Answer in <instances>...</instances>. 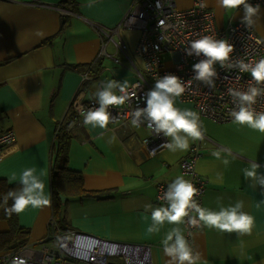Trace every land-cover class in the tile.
<instances>
[{"label": "crops", "instance_id": "crops-1", "mask_svg": "<svg viewBox=\"0 0 264 264\" xmlns=\"http://www.w3.org/2000/svg\"><path fill=\"white\" fill-rule=\"evenodd\" d=\"M193 0H174L177 9H186ZM0 0V131L10 130L15 140L0 152V181L7 185L15 174L35 168L43 171L45 192L50 205L29 206L17 214L18 224L27 242L41 239L50 220L59 228H71L99 239L149 247L151 264H168L161 241L176 225L165 223L159 233H148L151 212L145 205L161 206L160 190L181 175L179 162L190 156L197 146L195 168L207 180L202 207L218 211L244 201V211L254 218L250 235L220 232L194 227L189 240L201 255L200 264H264V189L252 187L243 169L256 161L264 173V133L229 120L216 123L200 116L206 134L203 141L189 140L187 152L167 148L148 156L141 139L149 135L130 122L111 123L108 128L85 125L72 107L76 97L85 102L95 97L100 82L116 80L128 85L136 78L130 61L115 45L107 42L105 50L115 53L122 64L103 55L97 56L101 36L93 24L115 26L131 0ZM214 12L215 23L223 27L228 21L242 19L243 10H225L217 0H204ZM255 29L264 40V7ZM119 34L127 54L137 70L144 63L135 54L139 40L135 30ZM114 38L118 39L117 36ZM106 37L104 36V40ZM165 66L171 67L167 57ZM88 73V78L83 74ZM155 84V83H154ZM153 84V85H154ZM118 94V90H117ZM176 107L196 111L193 104L178 97ZM197 112V111H196ZM61 125L67 126V166L81 176L82 189L98 194L61 193L55 201L51 190V145ZM115 137L110 143L109 141ZM170 140V138H168ZM229 149L232 155L221 151ZM230 163L225 166L222 160ZM186 179V176H183ZM63 196V198H62ZM221 199L218 200L217 198ZM260 204L257 207V204ZM185 229L184 224L179 225ZM0 219V235L8 231ZM5 248V247H4ZM0 245V255L7 249Z\"/></svg>", "mask_w": 264, "mask_h": 264}, {"label": "built area", "instance_id": "built-area-1", "mask_svg": "<svg viewBox=\"0 0 264 264\" xmlns=\"http://www.w3.org/2000/svg\"><path fill=\"white\" fill-rule=\"evenodd\" d=\"M248 2L253 6L260 4L264 7V0H248ZM213 17V10L205 6L204 0H193L189 8L182 10L175 7L174 0H131L129 7L115 26L104 28L99 24H93L101 36V46L97 56L103 55L117 64H122L120 56L105 50L106 43L111 42L115 45L116 51H120L121 55L130 61L136 75L127 89L130 95L133 93L134 95L124 105L110 107L112 116L119 122L131 123V113L137 108L146 107L144 97L159 77L173 74L185 82L191 79L195 75L193 64L204 57H197L195 54L188 56L185 48L191 41L200 39L204 35L227 39L234 46L229 62L242 60L254 64L264 58V40L258 35L255 25L246 28L240 19L228 21L226 26L218 27ZM122 29L139 32L135 54L143 60V71L137 70L129 58L126 45L119 34ZM167 57L171 67L165 66ZM215 68L218 77H213L214 87L193 79L191 87L186 88L185 93L178 98L192 103L200 116L216 123H226L232 120L230 113L235 107L228 89L247 91L250 85H256L249 72L241 73L237 67L222 68L217 63ZM83 78H88V73H84ZM102 83H99L98 89ZM259 87H264V84ZM98 106L95 97L85 102L75 97L72 101L73 109L83 119L82 113ZM253 108L257 112H264V95L256 98ZM146 124L147 121L142 118L141 125L147 128ZM148 131L149 135L141 139V145L148 156H155L166 149L161 145L169 139L163 137L162 133L155 136L149 129ZM14 140L12 131H0V152ZM197 150V146L191 147L190 156L181 159L179 167L181 175L186 176V180L200 190L196 199L202 206L207 180L201 177L195 168ZM167 186L165 185V189H161L159 193L161 206L165 205L162 197ZM184 227V234L190 240L194 227L188 224H184ZM119 257L125 264H151L148 246L99 239L71 228H59L54 220H50L48 231L41 239L5 250L0 255V264H117L111 259Z\"/></svg>", "mask_w": 264, "mask_h": 264}, {"label": "clouds", "instance_id": "clouds-1", "mask_svg": "<svg viewBox=\"0 0 264 264\" xmlns=\"http://www.w3.org/2000/svg\"><path fill=\"white\" fill-rule=\"evenodd\" d=\"M94 3L95 0H89L88 7ZM217 4L225 10H238L242 7L244 15L241 23L246 28L253 26L259 19L260 4L253 6L248 0H217ZM185 52L188 56L195 54L197 57H204L193 64L192 69L195 75L186 82L173 74H166L156 79L153 88L148 90L144 97L146 107L137 108L131 113V125L139 129L143 118L147 121L146 127L155 136L162 133L163 137L170 138L161 147L172 152H187L190 147L189 140L203 141L206 129L202 126L199 113L192 110H181L176 107L175 101L177 97L185 93L186 88L191 87L193 79L203 82L206 86L214 87L213 77H218L215 65L219 63L222 68L237 67L241 73L251 74L256 86L250 85L247 91L228 89V94L235 105L230 116L233 123L264 133V112H257L253 108L256 98L264 95V87H259L264 84V58L254 64L245 63L242 60H236L235 63L229 62L234 46L227 39H217L209 35L191 41L185 48ZM127 89V81L123 83L116 80L103 82L95 93L99 106L82 113L84 124L106 130L109 124L119 123L116 117L112 116L109 108L120 107L132 98L134 93L130 95ZM114 139L115 137H112L109 142L111 143ZM221 151L232 155L229 149L215 151L212 155L221 159ZM222 163L227 166L230 161L224 158ZM260 168L261 165L253 161L243 169V174L245 180L251 181L252 187L258 186L264 189V173L258 171ZM44 175L43 171L37 175L35 168H27L19 176L13 174L10 177L9 182H18L20 187L18 190H10L3 197L4 205H7L9 199L12 200L11 207L5 208L8 215L20 214L29 206L40 208L50 205V194H46L45 183L42 179ZM199 191L192 182L184 179L183 176H178L168 184L164 192L162 197L165 201L164 206L145 205V211L150 210L151 212V225L147 227L148 233H159L165 223L176 225L166 233L161 241L164 254L170 258L168 264H200L201 262L200 253L193 249L184 234V229L179 225L203 226L217 229L220 232H235L239 235H250L252 232L254 218L243 210L244 201L240 200L226 207L220 206L219 210L215 211L199 204L196 199ZM259 206L258 203L257 207Z\"/></svg>", "mask_w": 264, "mask_h": 264}, {"label": "trees", "instance_id": "trees-1", "mask_svg": "<svg viewBox=\"0 0 264 264\" xmlns=\"http://www.w3.org/2000/svg\"><path fill=\"white\" fill-rule=\"evenodd\" d=\"M67 126L61 125L56 135V141L51 145L52 162H51V190L52 196L57 201L61 193H75L81 194H98L99 192H85L82 189V181L79 173L71 171L67 166V146L69 137L67 135ZM19 184L7 185L5 182L0 181V219L5 220L8 225V231L0 235V245L2 248L14 249L25 244L26 233L18 224L17 214L12 213L8 215L5 212L6 207H11L12 200L9 199L7 205L3 203V197L10 190H18ZM100 197V193L97 195ZM4 248V249H5Z\"/></svg>", "mask_w": 264, "mask_h": 264}, {"label": "rangeland", "instance_id": "rangeland-1", "mask_svg": "<svg viewBox=\"0 0 264 264\" xmlns=\"http://www.w3.org/2000/svg\"><path fill=\"white\" fill-rule=\"evenodd\" d=\"M124 31H127V30H123L122 31V33H123V35H124V33H128V32H124ZM133 33H136V34H133L132 35V37L134 38V39H136L137 37H138V35H137V32L135 31V32H133ZM167 67V66H166ZM111 261H114V262H116L117 264H125L124 262H123V260H122V258H115V259H111Z\"/></svg>", "mask_w": 264, "mask_h": 264}, {"label": "water", "instance_id": "water-1", "mask_svg": "<svg viewBox=\"0 0 264 264\" xmlns=\"http://www.w3.org/2000/svg\"><path fill=\"white\" fill-rule=\"evenodd\" d=\"M62 198H63V196H62Z\"/></svg>", "mask_w": 264, "mask_h": 264}]
</instances>
